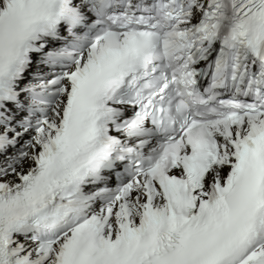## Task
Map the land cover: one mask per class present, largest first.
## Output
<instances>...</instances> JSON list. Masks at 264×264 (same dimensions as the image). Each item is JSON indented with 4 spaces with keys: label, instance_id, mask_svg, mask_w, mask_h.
<instances>
[{
    "label": "snow or ice",
    "instance_id": "1",
    "mask_svg": "<svg viewBox=\"0 0 264 264\" xmlns=\"http://www.w3.org/2000/svg\"><path fill=\"white\" fill-rule=\"evenodd\" d=\"M0 264H264V0H0Z\"/></svg>",
    "mask_w": 264,
    "mask_h": 264
}]
</instances>
